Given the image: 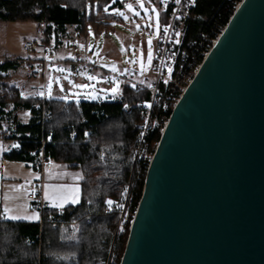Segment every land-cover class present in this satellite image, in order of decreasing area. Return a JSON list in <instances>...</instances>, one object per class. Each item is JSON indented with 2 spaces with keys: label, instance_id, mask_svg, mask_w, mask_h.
<instances>
[{
  "label": "water",
  "instance_id": "95a60500",
  "mask_svg": "<svg viewBox=\"0 0 264 264\" xmlns=\"http://www.w3.org/2000/svg\"><path fill=\"white\" fill-rule=\"evenodd\" d=\"M120 264H264V0H242L173 108Z\"/></svg>",
  "mask_w": 264,
  "mask_h": 264
},
{
  "label": "trees",
  "instance_id": "16d2710c",
  "mask_svg": "<svg viewBox=\"0 0 264 264\" xmlns=\"http://www.w3.org/2000/svg\"><path fill=\"white\" fill-rule=\"evenodd\" d=\"M239 1L197 0L187 18L188 35L197 37L214 30L215 36L229 22ZM123 6L124 0H0V20L38 22L43 43L51 47L53 39L58 46L69 36V27L82 39L90 30L97 35L109 30L113 20H122L112 9ZM167 20L163 12L160 25ZM23 62L0 60V137L20 144L6 156L29 164L40 140L51 135L47 147L53 161L82 172L81 200L63 209L45 205L36 222L0 221V264H106L119 218L118 210L106 201L120 202L128 186L135 192V200H140L148 167L134 160L141 109L123 106L147 103L150 93L124 84L115 100L76 102L24 96L11 82L12 73ZM22 110L30 111L28 122L22 121ZM160 138L159 132L152 136L154 142ZM101 153L106 156L103 160ZM126 241L124 236L115 243L116 264L121 262Z\"/></svg>",
  "mask_w": 264,
  "mask_h": 264
},
{
  "label": "rangeland",
  "instance_id": "374dc122",
  "mask_svg": "<svg viewBox=\"0 0 264 264\" xmlns=\"http://www.w3.org/2000/svg\"><path fill=\"white\" fill-rule=\"evenodd\" d=\"M142 3L144 8L149 10L147 15L144 8H141L140 4L137 3V0H124V5H133V12H129L124 6L113 9L125 12L129 20L126 21L120 16L122 20H113L112 28L98 35L90 30L86 39H64L58 46L55 45L56 42L53 39L50 42L51 47L55 49L53 56L47 53L49 45H45L42 41L44 35L38 22L33 20H0V56H8L12 59H22L24 61L30 60L29 64L24 62L18 70L12 73V84L17 86L24 96L34 95L36 91H39L40 95L42 93L48 97L66 96V100L78 102L93 100L84 99V93H91L96 96L97 98L94 101L115 100L119 97L122 90V83L119 80H117L119 91L115 96L107 91L113 84L108 83L106 72H114L112 71L113 67L116 69L115 73L128 75L133 80L142 81L145 84L152 82L154 79L156 40L159 31L157 20L159 6L158 0H142ZM152 8L156 9L155 13L151 12ZM113 9L111 12H113ZM134 13H138V15ZM149 24L152 26L149 27ZM149 36L152 40L151 61L148 60ZM26 41L32 42L33 46L25 51ZM73 45H76L77 50L73 49ZM76 54H80L82 57V59H79L80 61L91 64L92 67L84 70L83 66L80 65L72 70L71 66L65 65V63L42 66V58L66 61L67 57L75 58ZM141 65H144L143 70H141ZM41 67L43 68L41 69ZM58 68L63 69V71H57ZM89 75L95 76L96 79L89 81L87 79ZM69 81L72 83L70 84ZM50 82L51 88H49ZM75 84H90L91 87L76 89L73 86ZM49 91L51 95H49ZM59 91H61V94H58ZM74 92H80L81 95L77 98L73 95ZM19 115L23 122H27L31 113L29 110H22ZM19 167L20 173L24 177L23 180L27 181H22L17 186L18 199L21 201L19 211L21 212L16 215H31L36 212L40 217V212L32 208L31 201L27 197V193L31 191V185L35 183L34 179H40V173L33 166L19 165ZM35 221L38 220L32 222Z\"/></svg>",
  "mask_w": 264,
  "mask_h": 264
},
{
  "label": "built area",
  "instance_id": "2783aa9c",
  "mask_svg": "<svg viewBox=\"0 0 264 264\" xmlns=\"http://www.w3.org/2000/svg\"><path fill=\"white\" fill-rule=\"evenodd\" d=\"M196 1L197 0H181V2L177 4L176 0H158V6L167 14L168 20L160 26L158 31L156 56L154 59V79L152 82L145 84L142 81L133 80L125 74L106 72L109 84H113L114 80H119L122 85L128 84L137 89L144 88L150 93V100L147 102L150 107H146V103L140 104L134 102L129 104L126 108L127 110L135 108L141 109L142 122L139 125L138 145L135 150L134 160H140L146 163L148 167L159 143V141L154 142L152 136L156 132L162 135L168 123L171 111L227 25L220 27L215 36L212 34L216 31L212 30L211 32L201 33L197 37H190L188 35L189 24L187 18ZM241 1L236 4L234 11ZM165 26L168 27L167 33L164 32ZM217 27H219V25H217ZM177 32L180 33L179 36L176 35ZM32 46V42L26 41L24 50H29ZM54 52V49L51 47L47 49V53L51 56L54 55ZM41 62L43 64H41L42 66L58 63L57 60L55 61L54 59H43ZM69 65L72 69L80 65L83 66L84 70L92 67L91 64L84 63L77 59L70 61ZM169 69H171V71H169ZM41 97L45 98L44 96ZM87 140L88 138H86V141ZM9 141L12 145H19V147L12 146V149L18 150L20 148L18 140L11 139ZM50 143H52L51 135L48 136L47 139L40 140L38 152L33 160L29 162L31 166L39 171L40 179L36 180L35 183L31 185L28 199L31 201L32 208L37 209L40 214L43 212L46 205L42 195V183L45 179L46 172L52 168L54 163L51 156V149L47 147V144ZM105 157V153L100 154L102 160ZM33 189L35 192H33ZM135 197V192L128 186L122 200L120 202L114 201L124 205L123 208H116L115 203L111 206L108 205L110 208L118 210L119 218L114 237L115 242L112 245L106 264H116V241L122 239L124 236H127L128 239L140 202V200L136 201ZM2 213L3 209L0 204V214ZM5 220L6 218L0 215V221Z\"/></svg>",
  "mask_w": 264,
  "mask_h": 264
},
{
  "label": "crops",
  "instance_id": "0c3cea01",
  "mask_svg": "<svg viewBox=\"0 0 264 264\" xmlns=\"http://www.w3.org/2000/svg\"><path fill=\"white\" fill-rule=\"evenodd\" d=\"M163 12L164 11H162V9L159 7L158 8V14H157V20H158L159 28L161 26L160 25L161 15ZM68 33H69V36H67L64 39L75 40V39L81 38L73 30V27L68 28ZM156 43H157V40H156ZM73 49L77 50L76 45H73ZM74 57L77 60L82 59L80 54H76ZM75 58H71L69 56L66 58L67 59L66 61H57V62L58 63H65V65H69L70 61L74 60ZM2 59H12V58H10L8 56H0V60H2ZM43 59H46V58H42V60ZM24 62L29 64L30 60L24 61ZM36 62H38V61H36ZM42 68L43 67H41V69ZM76 68L77 67L72 69V67H71L72 70H75ZM55 93H57V92H55ZM58 94H61V91H59ZM34 95L36 97L44 96V97L48 98L47 95H44V94L40 95L39 91H36ZM52 98H59V97L54 96ZM64 100H66V99H64ZM12 150H13L12 149V143L10 141L4 140L3 138L0 137V204L2 206V209H4V207L7 206L8 208H10L12 210L11 213H9L10 215H16V214H19L21 212V211H19V203H21V201L18 199L19 192L17 191V186H19V184L22 183V181H27V180H23L24 177L20 173L19 165H26L27 167H29L31 165H29L27 162L22 161V160H15V159L7 158L6 155L8 153H10ZM77 176L83 177L82 172L79 169H71L63 163L54 162L52 165V168L46 172L45 179L42 183V195H43L45 185L55 187V186H59V185L77 184V185H79V202H80L82 179H78ZM34 178L35 177L33 176V179ZM34 180L36 181L37 179H34ZM51 190L52 189L50 188V191ZM28 194L29 193H27V197H28ZM43 199H44V196H43ZM44 202L47 206L52 207L51 201L44 199ZM66 205H69V204H66ZM66 205H64V206H66ZM40 217H41V215H40ZM32 221H34V220H31V222Z\"/></svg>",
  "mask_w": 264,
  "mask_h": 264
},
{
  "label": "snow or ice",
  "instance_id": "6c2138e0",
  "mask_svg": "<svg viewBox=\"0 0 264 264\" xmlns=\"http://www.w3.org/2000/svg\"><path fill=\"white\" fill-rule=\"evenodd\" d=\"M181 2V0H176V3L179 4ZM137 3L140 4V7L141 8H144V5L142 3V0H137ZM124 7L129 11V12H133V5L132 4H125ZM148 9L147 8H144V12L145 14L147 15L148 14ZM113 12L115 13V15L117 16H121L124 18V20H129V17L125 14V12L119 10V9H113ZM151 12L152 13H155L156 12V9L155 8H152L151 9ZM135 15H138V13H134ZM149 27H151L152 25L149 24L148 25ZM137 27H139L137 25ZM164 32L167 33L168 32V27L165 26L164 27ZM177 36L180 35L179 32L176 33ZM151 36H149V39H148V44H149V49H148V60L151 61L152 59V49H151ZM178 42V41H177ZM144 69V65H141V70ZM57 71H60L62 72L63 69H57ZM112 71H116L115 67L112 68ZM169 71H171V69H169ZM83 75V73H81ZM67 78V77H65ZM87 79L89 81L91 80H95L96 77L95 76H92V75H89L87 77ZM69 83L71 84L72 82L69 81ZM74 88L76 89H84V88H87V87H91L90 84H75L73 85ZM49 88H51V82L49 84ZM63 91V89H62ZM107 91H110L113 96H115V94L119 91V87H118V82L117 81H113V86L108 89ZM41 95H43L41 93ZM49 95H51V92L49 91ZM74 96H76L77 98L81 95L80 92H74L73 93ZM84 96V99H96L97 97L92 95L91 93H84L83 94ZM60 99H67L66 96H61L59 97ZM146 107H150L149 104H145ZM123 107L127 108L128 105L125 104ZM85 135H88L87 133H85ZM13 147H19V145L17 144H13L12 145ZM78 179H83V177H80V176H77ZM50 188L52 189L50 191ZM33 192H35V190L33 189ZM43 196H44V199L45 200H48V201H51V206L54 207V208H57V209H63L64 205L66 204H70V205H76L79 203V185L77 184H71V185H59V186H49V185H45L44 186V191H43ZM106 203L111 206L115 203V207L116 208H123L124 205L120 204V203H116L114 202L113 200L111 199H108L106 201ZM11 209L8 208L7 206L4 207L3 209V213L0 214L3 216V218H6L7 220H10V221H21V220H39V214L36 213V212H33L31 215H10L9 213H11Z\"/></svg>",
  "mask_w": 264,
  "mask_h": 264
}]
</instances>
